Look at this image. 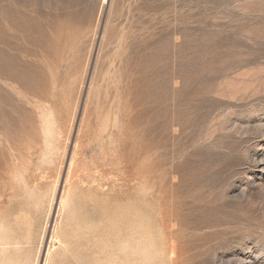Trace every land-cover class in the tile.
<instances>
[{"label": "rangeland", "instance_id": "374dc122", "mask_svg": "<svg viewBox=\"0 0 264 264\" xmlns=\"http://www.w3.org/2000/svg\"><path fill=\"white\" fill-rule=\"evenodd\" d=\"M0 264H264V0H0Z\"/></svg>", "mask_w": 264, "mask_h": 264}]
</instances>
